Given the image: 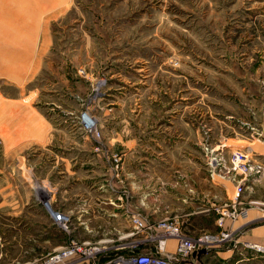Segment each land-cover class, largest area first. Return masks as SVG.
Here are the masks:
<instances>
[{
	"label": "rangeland",
	"instance_id": "rangeland-1",
	"mask_svg": "<svg viewBox=\"0 0 264 264\" xmlns=\"http://www.w3.org/2000/svg\"><path fill=\"white\" fill-rule=\"evenodd\" d=\"M63 1L31 86L38 108L67 113V140L0 155V264L40 262L60 235L35 203L72 179L91 191L101 175L110 190L148 193L149 209L158 196L173 201L193 176L194 212L212 209L183 233L228 237L185 264H264L246 247L264 249V0ZM55 94L60 109L49 105L59 104ZM82 113L92 131L82 130ZM76 143L83 167H71ZM235 152L244 166L234 165ZM238 187L246 217L228 205L217 228L216 210Z\"/></svg>",
	"mask_w": 264,
	"mask_h": 264
},
{
	"label": "crops",
	"instance_id": "crops-1",
	"mask_svg": "<svg viewBox=\"0 0 264 264\" xmlns=\"http://www.w3.org/2000/svg\"><path fill=\"white\" fill-rule=\"evenodd\" d=\"M64 5L63 0H0V155L16 153L30 146L48 145L56 137L67 140L65 125L68 124L69 117L59 106L62 105L63 95L55 94L59 97V104L49 103L60 110L48 114L38 108L39 102L37 94L35 95L37 89L31 86L38 70L42 68L44 55L52 45L50 22L62 12ZM76 146L71 148L76 149L71 167H83L84 159L79 156L82 152L79 151L78 143ZM64 161H68L67 158L61 157V165ZM67 171L64 168L61 173L65 175ZM72 174L77 173L72 171ZM94 178L89 186L91 191L88 192L79 189L78 182H73L78 179H72V183H67L65 189L61 186L57 192L53 189L50 191L47 198L49 205L71 218L69 234L54 225L44 203H35L34 207L38 206L48 220V230L52 234L57 230L60 235V243L54 245L50 252L76 235L79 241L116 239L118 235L130 231L129 213L141 212L150 222L176 217L183 230L192 226L195 218L205 216L212 209L207 208L211 204L203 203L199 205L201 211L194 212V206L199 203L193 196L198 191L193 176H187L191 185L183 181L184 192H173V201H166L158 196L159 203L154 204L151 209L148 193H118L110 190L109 181L103 175L96 181ZM204 182L207 183V180L204 179ZM216 186L224 188L222 185ZM212 189L210 182L208 191L204 189L199 192L207 197ZM197 258L192 257L188 261L193 263L201 260ZM37 260L38 258L33 257L25 264L36 263Z\"/></svg>",
	"mask_w": 264,
	"mask_h": 264
},
{
	"label": "built area",
	"instance_id": "built-area-1",
	"mask_svg": "<svg viewBox=\"0 0 264 264\" xmlns=\"http://www.w3.org/2000/svg\"><path fill=\"white\" fill-rule=\"evenodd\" d=\"M82 130L92 131L94 123L92 118L85 113L80 116ZM240 155L233 153L234 165L244 166L245 161ZM242 188L236 189L235 195L229 204L223 203L217 210L218 218L215 221L217 228H222L224 213L231 206L239 218L246 215L239 208L241 203L237 197ZM54 225L69 234L71 218L67 214L53 209L49 203H44ZM130 231L118 235L116 239H102L95 242L79 241L68 238L65 244L53 249L42 257L40 262L30 264H182L192 258L193 253L206 250V255L212 248L218 246L228 237L223 231L216 237H211L207 232H202L197 239H189L182 231V225L176 217H165L155 222H150L139 213L128 214ZM220 236V238H219ZM214 240V241H213ZM250 245L246 246L248 248ZM256 246V245H253ZM170 247L173 251H169ZM147 248L151 253H144ZM200 255V256H201ZM264 255V253H263ZM101 259H105L100 262Z\"/></svg>",
	"mask_w": 264,
	"mask_h": 264
},
{
	"label": "bare ground",
	"instance_id": "bare-ground-1",
	"mask_svg": "<svg viewBox=\"0 0 264 264\" xmlns=\"http://www.w3.org/2000/svg\"><path fill=\"white\" fill-rule=\"evenodd\" d=\"M249 247H251L254 250H257L260 253H264V249L262 247H260V246H253L252 244H250Z\"/></svg>",
	"mask_w": 264,
	"mask_h": 264
},
{
	"label": "water",
	"instance_id": "water-1",
	"mask_svg": "<svg viewBox=\"0 0 264 264\" xmlns=\"http://www.w3.org/2000/svg\"><path fill=\"white\" fill-rule=\"evenodd\" d=\"M206 253V250H201V251H199L198 253H193V257H195L196 255L197 256H200L201 254H205Z\"/></svg>",
	"mask_w": 264,
	"mask_h": 264
},
{
	"label": "trees",
	"instance_id": "trees-1",
	"mask_svg": "<svg viewBox=\"0 0 264 264\" xmlns=\"http://www.w3.org/2000/svg\"><path fill=\"white\" fill-rule=\"evenodd\" d=\"M210 254V252L207 254V255H209ZM205 255H201L200 257L202 258V257H204ZM105 259H101L100 261H104ZM186 262H183L182 264H185Z\"/></svg>",
	"mask_w": 264,
	"mask_h": 264
}]
</instances>
